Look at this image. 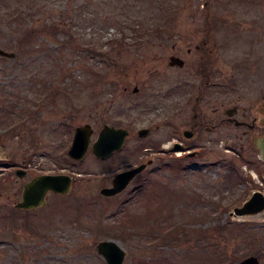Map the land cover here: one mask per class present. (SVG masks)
Listing matches in <instances>:
<instances>
[{"label": "rangeland", "instance_id": "rangeland-1", "mask_svg": "<svg viewBox=\"0 0 264 264\" xmlns=\"http://www.w3.org/2000/svg\"><path fill=\"white\" fill-rule=\"evenodd\" d=\"M0 48L12 53L0 55V264H106L101 240L125 251L122 264H264V215L230 213L263 189L264 164L245 170L260 164L249 136L244 151L220 141L247 128L204 130L190 161L169 145L195 110L213 125L225 108H264V0H0ZM85 123L92 142L104 124L132 137L114 156L77 161L67 149ZM148 157L123 192L100 194ZM41 173L71 175L70 193L16 210Z\"/></svg>", "mask_w": 264, "mask_h": 264}, {"label": "water", "instance_id": "water-1", "mask_svg": "<svg viewBox=\"0 0 264 264\" xmlns=\"http://www.w3.org/2000/svg\"><path fill=\"white\" fill-rule=\"evenodd\" d=\"M0 55L11 57L12 53L6 52L0 48ZM169 65H178L182 67L184 60L178 56L171 55L169 57ZM137 88H134L136 91ZM232 110L228 111L232 115ZM264 114V110H263ZM264 122V115H263ZM93 129L90 124L85 123L77 126L74 131L72 142L68 148L69 157L82 160L87 152L91 150L92 154L99 159L110 156L113 152L120 150L125 143L128 131L122 127H115L108 124L103 125L99 131L97 138L92 142L91 134ZM148 129L143 128L138 131L139 136H144ZM256 146L259 150V157L264 161V135L256 140ZM4 152L0 145V160L3 159ZM145 168V164H141L132 169L117 173L112 185L103 187L100 193L106 196H112L126 188L130 180ZM18 177H23L25 172L21 169L16 170ZM264 181V175H263ZM72 177L69 174H40L34 176L30 181L24 184L21 200L16 203L17 208L35 209L45 205L46 194L53 192L56 194H68L71 191ZM264 211V193L255 190L241 205L233 207L231 215L242 217L247 215L258 214ZM97 252L105 259L106 264H122L125 251L113 240H101L96 246ZM260 260L255 255H249L235 264H259Z\"/></svg>", "mask_w": 264, "mask_h": 264}, {"label": "flooded vegetation", "instance_id": "flooded-vegetation-1", "mask_svg": "<svg viewBox=\"0 0 264 264\" xmlns=\"http://www.w3.org/2000/svg\"><path fill=\"white\" fill-rule=\"evenodd\" d=\"M160 30H163V29L160 28ZM210 83H211L210 80L207 79L205 81V84H203V85L204 86H206V85L208 86L209 85V87H210L213 84V83H211V84ZM204 88H206V87H204ZM133 91H134V88H133ZM136 91H134V92H136ZM230 110H232L231 111L232 112V115H229L228 114V111H230ZM263 110H264V108H258L256 110H254L253 112L249 113L246 107H242L241 108V111H240V108L237 105H235L232 108H225L223 110V114L224 115L221 116L219 118V120L217 121V123L216 124H213V125L211 124L212 123L211 121L206 120V117L205 118H200L198 116L199 113L195 110V113L193 114V117H192L193 120L190 123H187V125H183L181 130L178 131L177 129H175V138H172V140L169 142V145H171V147H173V150H180L181 151L180 155L177 156L174 159L186 160V161L192 160V158L197 155L196 154V150H199L200 152H202V149H200V144L197 142V139H199L201 137L202 132L205 130L207 132L212 133L213 130L215 128H218L219 126H221L222 123L228 122V123H233L235 126L246 127L247 129H245V130L242 131V135L239 136V138L237 139V142L238 143H235V142H232L231 141L232 140V137H231L230 134L224 135L223 140H220L222 142V145L223 146H226V147H235L236 145L239 144V146L241 147V150L244 151V148L246 147V144L244 142H242V139L245 136H249L250 146H253L258 151L257 158L259 159L260 164H257L256 163V160H253V161L252 160H246L245 170H249V169H251V167L254 166L255 169H256L255 171L259 172V174L261 175L262 174L261 173V170L263 169L261 167V164H264V161H262V159L259 157V150H258V148L256 146V140L259 137H261V136L264 135V122H263V115L264 114H263ZM237 116H239L240 119H238ZM247 118L250 120V123H247L246 122V119ZM118 127H121V126H118ZM122 128H124V127H122ZM143 128H146V127H143ZM143 128H140V129H143ZM140 129L137 130V135H138V131ZM146 129H148V132L144 136H146L149 133V131H150L149 128H146ZM126 130L128 131V134L126 136L124 146L122 147V149L113 152L109 157L114 156L118 152L124 150L125 147L127 146L130 138L132 137V132L130 130H128V129H126ZM176 135H178V136H176ZM144 136H139L138 135V137H140V138H142ZM150 149H151L150 147H147L146 146V147L143 148V151L147 152V151H150ZM164 158L162 157V160ZM152 163H153V160L148 157V158H146V160L144 159L143 161H139L138 163H134L132 165H129V166H127L124 169H120L119 171L116 172V174L117 173H120V172H123V171H126V170H129V169H132V168L137 167V166H139L141 164H145V168L142 171L138 172L130 180V182L126 186V188H127L135 180V178L140 173L144 172ZM18 169L23 170L25 172V175L28 173V171L25 170V169L17 168L16 170H18ZM16 170H15V174H16ZM41 174H46V173H41ZM50 174H56V173H50ZM36 175H40V174L33 175L28 181H30ZM16 176H17V174H16ZM23 177H21V178H23ZM28 181H26L25 183H27ZM24 184H23V186H24ZM23 186H22V190H23ZM48 193H53V192H48ZM21 194H22V191H21ZM47 194H46V196H47ZM53 194H56V193H53ZM62 195H64V194H62ZM113 196H115V195H113ZM20 200H21V198H20ZM16 203L14 204V207L18 211H26V210L27 211H34L35 209H37V208L40 207L39 206V207H37L35 209H22V208H17L15 206Z\"/></svg>", "mask_w": 264, "mask_h": 264}, {"label": "bare ground", "instance_id": "bare-ground-1", "mask_svg": "<svg viewBox=\"0 0 264 264\" xmlns=\"http://www.w3.org/2000/svg\"><path fill=\"white\" fill-rule=\"evenodd\" d=\"M262 215H264L263 213L262 214H257V215H255V216H262Z\"/></svg>", "mask_w": 264, "mask_h": 264}, {"label": "trees", "instance_id": "trees-1", "mask_svg": "<svg viewBox=\"0 0 264 264\" xmlns=\"http://www.w3.org/2000/svg\"><path fill=\"white\" fill-rule=\"evenodd\" d=\"M153 35V34H152ZM92 52H95L94 49H90Z\"/></svg>", "mask_w": 264, "mask_h": 264}]
</instances>
